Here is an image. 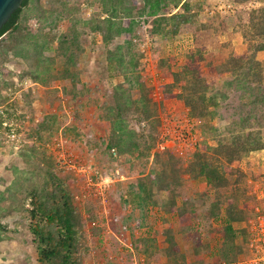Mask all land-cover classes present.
<instances>
[{
	"label": "trees",
	"instance_id": "obj_1",
	"mask_svg": "<svg viewBox=\"0 0 264 264\" xmlns=\"http://www.w3.org/2000/svg\"><path fill=\"white\" fill-rule=\"evenodd\" d=\"M40 1L22 0L21 6L2 25L0 57H6L9 52L25 60L30 57L28 68L22 75L48 87L57 80L67 81L69 86H64L63 92L69 96L72 106L79 107L90 103L85 101L87 91L73 71L84 50L87 33L78 23L85 25L88 32L97 34L102 44L107 46L120 35L134 36L133 31L140 18L148 16L153 17V34L166 39L176 35L182 25L193 21L197 12H190L193 7L195 10L203 8V1L191 5L187 0H140V3L135 0H97L100 7L97 16L85 21L68 16L69 26L55 38L54 54L48 55L44 50L45 43L31 33L27 22L29 11L40 12L44 21L52 13V10L42 9ZM170 7L180 8L181 12L166 15ZM215 16L220 17L219 14ZM237 19L247 43L242 53L231 54L218 61L208 55L206 46L195 44L185 51L183 62L176 70L173 71L175 57L161 59L157 64V71L170 79L163 85L162 98L181 99L188 115L213 133V145L201 141L191 152L186 165L176 153L166 147L158 148V143L162 142L158 140L160 107L150 96L149 85L141 80L138 72V59L143 57V50L137 51L136 55L132 53L130 39L106 50L107 70L112 71L111 75H122L124 80L110 86L105 92L107 100L101 106L103 113L100 116L109 125L108 147L119 154H139L141 149L146 154L153 151L156 164V169L134 178L129 195H133L136 206L142 210L143 219L147 207L160 206L164 214L175 216L178 232L184 235L191 229L190 215L196 211V206L195 202L188 201V197H182L180 189L187 179L202 178L206 191L196 194L197 200L205 207L209 218L222 219L217 229L220 244L215 252L210 253L212 264H231L244 250V245L236 241L240 237L246 242L249 230L236 228L235 224L246 222L252 216L253 207L249 206L246 185H243L245 173L239 163L249 152L264 150L261 135L264 126V66L263 61L257 58V54L264 50V5L240 11ZM166 25L169 26L167 30ZM219 81L223 87L238 91L237 106L241 110L238 128H229L224 135H217L216 128L209 125L216 116L215 109L220 99L226 96L221 89H216L215 84ZM134 87L138 91L136 98L130 94ZM7 100L8 96L0 94V105ZM9 108L11 106H6L0 112V129L9 130V122L16 120ZM129 119L145 124L134 129L129 126ZM44 129L49 127L43 120L31 129L29 140L18 147L17 154L24 166H13L11 181L0 190V241L5 239L8 228L2 223V218L17 213L26 221L32 236L37 264H81L79 240L82 220L75 207L71 174L62 170L57 172L53 157L44 154L37 146ZM156 194H164L165 200L155 198ZM164 233L166 246L163 248H158L155 243L149 248L146 242L150 240H142L146 260L160 264L158 257L161 255L165 258L161 264H189L172 230L167 228ZM192 245L195 260L190 264L206 263L202 254L210 252L208 243Z\"/></svg>",
	"mask_w": 264,
	"mask_h": 264
},
{
	"label": "rangeland",
	"instance_id": "obj_2",
	"mask_svg": "<svg viewBox=\"0 0 264 264\" xmlns=\"http://www.w3.org/2000/svg\"><path fill=\"white\" fill-rule=\"evenodd\" d=\"M135 1L140 3V0ZM187 1L191 5L196 1H203V8L195 10L193 7L190 12L197 11L193 21L182 25L176 35L166 39L153 34V17L148 16L140 18V23L133 31L134 36L120 35L107 46L102 44L97 34L88 32L85 25L78 23L87 33L84 50L80 53L73 71L87 91L85 101L88 100L89 105L72 106L69 96L63 92V87L69 86L67 81L57 80L48 87L22 75L28 68L27 60H31L29 56L25 60L9 52L6 57H0V94L8 96V100L0 105V112L4 107L11 106L8 111L16 119L9 122V130L0 129V190L11 181L12 167L24 166L17 154L18 147L29 140L33 127L43 120L46 121L49 129L41 132L42 139L37 142V146L44 154L53 157L57 172L62 170L71 174L75 207L82 220V235L79 240L81 264H154L156 261H147L146 254L142 252V240H150L146 242L149 248L153 243L158 248H163L166 246L164 231L167 228L172 230L189 264L195 260L192 249L194 243H208L210 252L202 254L206 262L204 264L213 262L210 253L215 252L220 244L217 229L221 226L222 219L209 218L205 207L197 200L196 194L206 191L203 179H187L180 189L182 197H188V201L195 202L196 206V211L190 215L191 229L186 234L178 232L175 216L164 214L160 206L147 207L143 219L142 210L136 206L133 195H129V187L135 177L156 169L153 151L146 154L141 149L139 154H119L108 147L109 125L100 116L103 113L102 103L107 100L105 92L111 85L124 81L122 75H111L112 71L107 70L106 50L130 39L132 53L136 55L137 51L144 52L143 57L138 59V72L141 80L149 85L150 96L160 107L158 140L163 142L164 139V142L173 143L172 149L167 148L170 152H174L176 145L181 144L188 153L187 157L181 158L183 165H186L191 152L201 141L213 145L212 131L199 125L198 121L188 115V109L181 99L162 98L163 85L169 83L170 79L157 71V64L161 59L175 57L173 71L176 70L183 62L185 51L195 44L206 46L208 55L218 61L228 55L242 53L247 43L243 28L238 24L237 14L264 5V0H244L241 3L234 0ZM40 2L42 9L52 10V13L49 16L44 15L47 16L44 21L40 12L29 11L27 22L31 33L45 43L44 50L48 55L54 54L55 38L69 26L68 16L85 21L97 16L100 10L97 0ZM228 3L231 11L227 12L224 8ZM177 12H181V9L170 7L165 14ZM168 28L166 25L165 29ZM257 58L263 61L264 66V50L257 54ZM215 85L227 97H221L223 99H220L219 106L215 109L216 116L209 125L216 128L217 135H224L229 132V128H238L241 118L240 106H237L239 93L235 89L223 87L221 81ZM173 92L177 90L173 89ZM130 94L133 98L138 97L137 88H132ZM95 101L96 103H92ZM21 115L24 117H20ZM184 117H188L190 122L185 124ZM128 124L137 129L145 123L139 124L129 119ZM190 134L192 136L189 139L187 136ZM261 135L264 138V126L261 128ZM189 144L193 145L190 150L187 149ZM239 167L245 173L243 185H246L248 202L253 207V213L246 222L235 226L249 230L248 221L257 215L260 218L264 215V150L249 152L242 158ZM154 197H159L160 201L165 200L164 194H156ZM128 199L130 201L127 202ZM1 221L8 228L5 239L0 241V264H37L36 247L27 230L26 221L17 213L8 214ZM249 238L250 231L246 242L240 237L237 239V244H243L244 250L231 264H262L253 260L256 251L255 247L248 245ZM158 258L160 264L165 261L161 255Z\"/></svg>",
	"mask_w": 264,
	"mask_h": 264
},
{
	"label": "built area",
	"instance_id": "obj_3",
	"mask_svg": "<svg viewBox=\"0 0 264 264\" xmlns=\"http://www.w3.org/2000/svg\"><path fill=\"white\" fill-rule=\"evenodd\" d=\"M225 11H231V5L228 3L225 5ZM223 9V10H224ZM220 13L222 11H219ZM185 124L190 122V119L188 117H184ZM13 135V134H12ZM192 134L188 135L187 138H191ZM192 140V139H191ZM195 140V139H193ZM193 144V143H192ZM189 144V147L187 149H192L193 145ZM166 147V148H173L174 144L171 142H163L158 143V148ZM187 150L184 149V147L181 144L176 145L174 148V153H176L178 156L185 158L187 157L188 153ZM258 215L253 219L251 218L248 221V224L250 225L249 231H250V241L248 242L249 246L255 247L256 253L254 254L253 260L259 263L264 264V215L258 217Z\"/></svg>",
	"mask_w": 264,
	"mask_h": 264
},
{
	"label": "water",
	"instance_id": "obj_4",
	"mask_svg": "<svg viewBox=\"0 0 264 264\" xmlns=\"http://www.w3.org/2000/svg\"><path fill=\"white\" fill-rule=\"evenodd\" d=\"M22 0H0V28L12 12L21 6Z\"/></svg>",
	"mask_w": 264,
	"mask_h": 264
},
{
	"label": "crops",
	"instance_id": "obj_5",
	"mask_svg": "<svg viewBox=\"0 0 264 264\" xmlns=\"http://www.w3.org/2000/svg\"><path fill=\"white\" fill-rule=\"evenodd\" d=\"M203 183H204V181H203ZM205 188V187H204Z\"/></svg>",
	"mask_w": 264,
	"mask_h": 264
}]
</instances>
